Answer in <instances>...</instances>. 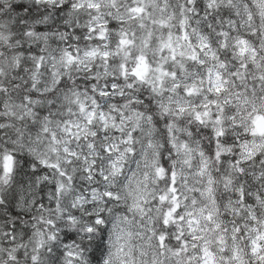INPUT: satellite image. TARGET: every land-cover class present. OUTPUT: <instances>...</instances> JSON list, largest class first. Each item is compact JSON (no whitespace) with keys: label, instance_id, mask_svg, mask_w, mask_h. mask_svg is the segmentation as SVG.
Returning <instances> with one entry per match:
<instances>
[{"label":"clouds","instance_id":"9594fccd","mask_svg":"<svg viewBox=\"0 0 264 264\" xmlns=\"http://www.w3.org/2000/svg\"><path fill=\"white\" fill-rule=\"evenodd\" d=\"M0 264H264V0H0Z\"/></svg>","mask_w":264,"mask_h":264}]
</instances>
